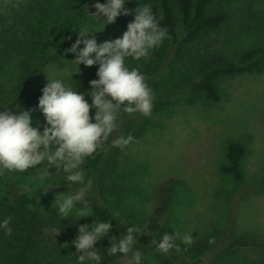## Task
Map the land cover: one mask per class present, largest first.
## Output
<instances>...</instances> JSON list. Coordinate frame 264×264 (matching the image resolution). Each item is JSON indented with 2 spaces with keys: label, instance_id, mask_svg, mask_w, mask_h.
Wrapping results in <instances>:
<instances>
[{
  "label": "trees",
  "instance_id": "16d2710c",
  "mask_svg": "<svg viewBox=\"0 0 264 264\" xmlns=\"http://www.w3.org/2000/svg\"><path fill=\"white\" fill-rule=\"evenodd\" d=\"M259 1L128 0L125 7L129 10H134L138 4H150L160 26L168 31V38L147 59L128 58L126 61L130 69L138 68L145 75L153 91L154 105L148 117L171 113L178 98L188 105L211 107L220 101L222 83L227 78L264 71V8ZM105 2L0 0V107L13 110L17 106L18 110L19 107L33 110V114L48 82L45 79L48 66L67 62L77 71L76 64L70 62L75 59L74 54L66 53L77 39L74 30L89 26L97 32L88 38L94 36L97 43L121 37L133 15H121L114 23L106 25L99 17L89 16L96 14V3ZM233 32L247 40L244 50L227 56L212 49L223 35ZM78 69L79 77L90 88L89 82L98 78V65L81 64ZM148 117L122 111L119 134L131 135L134 139L144 137L150 125L145 121ZM114 136L84 165L87 179H93V193L97 194L87 197L91 217L77 221L74 216L70 218L72 221L62 219L55 202L62 193H50L43 183L39 190V183L31 175L0 173V220L11 216L13 230L11 236L0 231V264H76L71 255L76 249L71 241L81 225H91L97 218L112 223L108 235L95 245L105 255L103 264H121L116 257H107L106 248L110 247L112 237L123 236L127 226L132 224L141 232L144 230L135 245L145 256L143 264H192L194 261L187 260H196L215 247L223 237L222 230L216 226L209 227L191 247L176 239L174 243L179 249L173 248L167 254L151 244L153 239L159 242L163 234L173 235L166 220L167 212L173 189L184 182L178 177L160 181L153 188L151 210L146 214L135 213L126 203L128 188L117 177L123 149L111 147ZM246 155L245 145L238 141L228 143L221 174L241 183ZM22 183L31 186V191L22 189ZM61 183L67 186L64 181ZM258 187L264 188V178ZM61 223L65 231L54 234L53 229ZM262 247L264 243L258 235L234 232L209 264H264Z\"/></svg>",
  "mask_w": 264,
  "mask_h": 264
},
{
  "label": "clouds",
  "instance_id": "9594fccd",
  "mask_svg": "<svg viewBox=\"0 0 264 264\" xmlns=\"http://www.w3.org/2000/svg\"><path fill=\"white\" fill-rule=\"evenodd\" d=\"M127 3L128 0L96 3V14L89 15L99 17L105 25L114 23L121 15H133L121 37L97 43L94 36L88 38L97 31L84 26L74 30L77 39L66 49V53L75 56L70 62L76 64L77 72L81 64L86 67L98 65V78L89 82L87 93L91 104L85 94L78 93L76 87L69 86L64 79L47 77L37 106L46 121L42 131L32 126L33 110L19 106V110L17 106L13 110L0 107L4 109L0 111V173L35 169L41 183L53 176H62L69 189L55 199L62 219L74 216L77 221L93 215L87 199L91 181L86 177V161L102 150L114 134L111 147L123 149L134 142L133 136L119 134L120 113H139L148 117L153 110L154 95L145 75L138 68L130 69L126 61L128 58L147 59L168 38V31L160 26L150 4H138L134 10H129L125 7ZM90 109H95L94 116H90ZM53 168L57 173L62 170L63 175L50 174ZM110 221L97 218L91 225L85 223L78 228V235L71 241L76 249L71 254L76 264H103L105 255L95 245L112 229ZM11 223V216L0 220V231L11 236ZM142 232L134 224L127 226L123 236L110 239L107 257H116L121 264H143L145 256L135 247ZM192 234L184 233L180 237L181 243L191 247L195 242ZM177 236L176 232L175 235L163 234L159 242L153 239L151 244L167 254L173 248L179 249L174 243Z\"/></svg>",
  "mask_w": 264,
  "mask_h": 264
},
{
  "label": "rangeland",
  "instance_id": "374dc122",
  "mask_svg": "<svg viewBox=\"0 0 264 264\" xmlns=\"http://www.w3.org/2000/svg\"><path fill=\"white\" fill-rule=\"evenodd\" d=\"M259 2L264 8V0ZM221 39L212 49L227 56L248 45L243 35L236 32ZM79 76L67 62L51 64L45 69L46 80L47 77L64 79L78 93L85 94L91 104L87 95L90 88ZM222 90L220 101L211 107L188 105L178 98L171 113L146 118L150 125L145 136L123 148L117 168L118 179L128 188L126 203L138 214L151 210L152 192L157 183L169 177L183 180L182 186L173 189L167 212L172 234L178 233L177 239L181 241L184 233L192 232L196 241L211 226L223 232L214 248L196 260H187L194 261L192 264L214 261L234 232L254 233L264 243V188L258 187L264 178V71L227 78ZM94 114L95 109H90V116ZM32 122L41 131L46 124L38 108L32 114ZM232 141L242 143L247 149L241 183L220 172L227 145ZM18 173L31 175L40 190L42 183L37 170ZM50 174L63 175V172L57 173L53 168ZM60 181H64L62 176H53L43 184L47 186L45 189L52 188L49 192L54 195L65 194L69 189ZM90 181L88 195H97L93 193V179ZM24 183L21 188L31 191L32 187ZM64 231L62 223L53 229L54 234Z\"/></svg>",
  "mask_w": 264,
  "mask_h": 264
}]
</instances>
